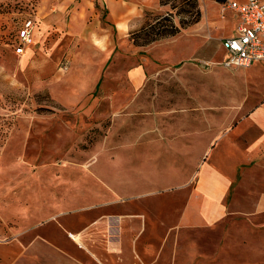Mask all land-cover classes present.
I'll return each instance as SVG.
<instances>
[{
    "label": "rangeland",
    "instance_id": "374dc122",
    "mask_svg": "<svg viewBox=\"0 0 264 264\" xmlns=\"http://www.w3.org/2000/svg\"><path fill=\"white\" fill-rule=\"evenodd\" d=\"M79 1L0 0V264H264V212L254 209L264 165L238 171L222 219L176 226L193 185L177 186L183 151L203 149L230 108L236 121L243 103L264 99V63L222 64L220 40L235 23L229 0H198V21L145 45L130 33L168 11L179 24L170 3L115 0L129 8L111 16V0ZM77 10L81 39L54 55L53 39ZM27 18L32 40L18 55L15 33ZM136 66L139 84L129 75ZM134 86L160 91L130 95ZM137 97L184 106L191 127L163 140L162 121L153 136L130 137Z\"/></svg>",
    "mask_w": 264,
    "mask_h": 264
},
{
    "label": "crops",
    "instance_id": "0c3cea01",
    "mask_svg": "<svg viewBox=\"0 0 264 264\" xmlns=\"http://www.w3.org/2000/svg\"><path fill=\"white\" fill-rule=\"evenodd\" d=\"M151 1L153 4L156 2V0H130V3L133 5H146V2L149 3ZM76 3L79 8V6L85 4V1L81 0ZM128 8L127 5L111 0L110 15L112 16L115 13L114 16H116L118 12L122 13ZM79 12L77 10V14L72 13L69 21L67 20L62 24L64 31L61 32V36L53 39L54 55L68 46L73 39H81V34H76L79 32H77L76 27L73 25V23L78 22ZM233 16L236 23L237 18L234 13ZM118 23H122L124 28L126 27L122 21ZM118 23L117 27L119 28ZM235 23L233 32L226 36L234 34ZM129 75L133 83L139 84L142 81L144 70L136 66L129 70ZM127 91H129L130 95H139L145 93L153 94L152 91L159 92L160 90L158 88L134 86L127 89ZM118 93L122 94L123 92H114V96ZM112 101H114V107L111 105V108L113 107L112 110H119V100L114 97ZM174 106V103L141 102V98H135L128 108L130 137H136L142 131H144L146 137L153 136L154 130L164 126L160 123L162 121L166 122L167 125L165 129L161 128L157 130V137L166 140V136L171 137L175 135V129L176 135L184 134L185 128L191 127L190 122L184 118L183 111L185 107L177 106L175 108ZM225 109L228 111V107ZM179 110H181V114ZM229 110L230 115L228 119L226 118V120L214 125L217 128L215 134L208 140L203 149H199L197 154L184 151L182 153L183 179L179 181L177 186L181 188L192 181L193 185L181 205L176 221L177 227H194L203 223L214 224L222 219L230 211V206L225 198L232 185L236 183L238 171L244 174L245 163L264 165V99L250 108L243 103L241 108L236 110V114L240 116L236 121L232 120L234 110L231 108ZM123 117L125 115L120 116V118ZM141 121L145 124L142 129L139 127ZM254 131H257V134L252 137ZM184 148L183 144L182 149L184 150ZM206 152L207 154H205ZM236 154H239L242 159L239 160ZM185 166L187 167L184 168ZM255 188L259 189L260 192L255 199L254 209L257 213H261L264 212V183H258ZM118 235L121 238V235ZM75 241L78 245L84 246V243L80 242L79 239ZM36 243L38 244V242ZM36 243L35 241L33 242L34 245ZM14 246L19 248L22 253L31 249L28 245L19 242L15 243ZM5 251L6 247L2 245L0 247V261L3 260Z\"/></svg>",
    "mask_w": 264,
    "mask_h": 264
},
{
    "label": "built area",
    "instance_id": "2783aa9c",
    "mask_svg": "<svg viewBox=\"0 0 264 264\" xmlns=\"http://www.w3.org/2000/svg\"><path fill=\"white\" fill-rule=\"evenodd\" d=\"M227 7L236 15L234 34L221 38L225 56L222 64L228 68L245 67L264 62V0H229ZM34 20L25 19L15 33L13 50L24 52L32 40Z\"/></svg>",
    "mask_w": 264,
    "mask_h": 264
},
{
    "label": "trees",
    "instance_id": "16d2710c",
    "mask_svg": "<svg viewBox=\"0 0 264 264\" xmlns=\"http://www.w3.org/2000/svg\"><path fill=\"white\" fill-rule=\"evenodd\" d=\"M158 2L160 5L170 3L171 9H175L176 13H180L178 15L179 24H175L172 11L159 14L154 23L146 18L138 30L130 33V39L135 45H145L175 35L181 28L198 21L200 17L198 0H178L180 7L175 5L174 0H158ZM148 13L150 12L147 11L145 15Z\"/></svg>",
    "mask_w": 264,
    "mask_h": 264
}]
</instances>
